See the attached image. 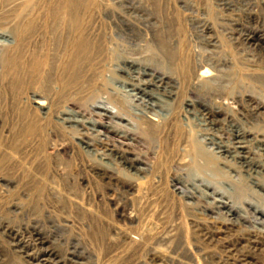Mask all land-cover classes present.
I'll list each match as a JSON object with an SVG mask.
<instances>
[{"label": "rangeland", "instance_id": "rangeland-1", "mask_svg": "<svg viewBox=\"0 0 264 264\" xmlns=\"http://www.w3.org/2000/svg\"><path fill=\"white\" fill-rule=\"evenodd\" d=\"M22 1L0 0V264H264L263 0H79L76 55L22 34Z\"/></svg>", "mask_w": 264, "mask_h": 264}, {"label": "bare ground", "instance_id": "bare-ground-1", "mask_svg": "<svg viewBox=\"0 0 264 264\" xmlns=\"http://www.w3.org/2000/svg\"><path fill=\"white\" fill-rule=\"evenodd\" d=\"M33 1V0H32ZM79 0H66L65 2H63V4L61 5V8L65 11V14L67 16V20L64 21H58V18H56V14L57 11L60 9L56 8V6H59L57 4H52L50 6V4L48 5L49 8L46 12L49 13L48 18H43V17H39L36 19L33 18L34 14L37 15H41V11L40 9L36 8L37 7V2L31 3V0H24L22 1L24 4V16L23 19H26V23L24 25V29L22 34L24 35H28V37H32V36H37L38 38L41 39H51L54 43L55 46H57V44H59L58 46H62V44H64L63 48L66 47V49L68 48L70 52V55H76V54H80L84 51H89L90 49H93V44H92V40L91 38L94 37L92 35H90L89 33H84L81 31H78V29H80V25H82L78 19V12H80V8L78 10V7L80 6L78 3ZM121 1L123 0H115L116 4H121ZM20 2V1H19ZM21 2V3H22ZM264 3V0H263ZM84 4V3H83ZM40 5V4H39ZM44 6V5H43ZM47 6V5H46ZM45 6V7H46ZM91 8V7H90ZM38 9V10H37ZM46 9V8H45ZM60 13V12H59ZM48 15V14H47ZM63 16V15H62ZM60 19V18H59ZM39 20V21H38ZM46 20V21H45ZM63 20V19H62ZM82 22V19L80 20ZM121 23V22H120ZM119 23V24H120ZM86 24V23H85ZM116 24V23H115ZM122 24V23H121ZM120 24V25H121ZM119 28V27H118ZM121 28V27H120ZM21 29V28H20ZM60 29H62L63 31H59ZM86 29V28H85ZM91 32V31H90ZM94 34V33H93ZM99 34V33H98ZM95 35V34H94ZM6 36V35H5ZM158 36V35H157ZM97 38H99L96 35ZM103 37V36H102ZM120 37V36H119ZM161 38V37H160ZM163 38V37H162ZM93 39V38H92ZM95 39V38H94ZM243 40L245 42H249L251 44H256L258 46H264V37H259L253 33H247L244 34L243 36ZM65 49V50H66ZM67 49V50H68ZM64 50V49H63ZM73 51V53H72ZM65 52V51H64ZM74 61H71L68 63V66H72ZM75 63V62H74ZM62 66V65H61ZM133 66V65H132ZM134 68V67H133ZM199 71V70H198ZM209 71H207L206 69H202L200 70L198 73V75L196 76V80L198 82H205L203 81L208 74ZM150 75H154V73H149ZM156 79H158L159 82H161L164 78L163 77H156ZM157 81V82H158ZM143 83V82H142ZM162 84V83H161ZM128 86H131L132 88H135V84L133 83H128L126 84ZM136 87L139 89V92L146 94L148 91L147 90H153V89H157L158 90V86L156 85V83H146V84H142V85H136ZM136 88V89H137ZM130 89V88H129ZM134 90V89H133ZM136 91V90H135ZM138 91V90H137ZM147 91V92H146ZM152 92V91H151ZM138 93V92H137ZM169 94V93H168ZM135 95V94H134ZM145 98V97H144ZM118 99V98H117ZM116 99H114L115 101ZM117 102V101H116ZM34 104L36 106V108H38L39 110H43V111H47L45 109V102L42 99H37L34 101ZM130 104V103H129ZM151 104V103H150ZM155 104V103H154ZM118 107L119 108H123V104L118 102ZM225 105V104H224ZM50 106V105H49ZM128 107V106H127ZM132 107V106H131ZM110 108V107H109ZM111 109V108H110ZM134 111V110H133ZM101 112L107 114V115H114L115 113L110 112L107 110H101ZM118 114V113H116ZM211 114V113H210ZM73 115V114H72ZM104 116V115H103ZM153 118V117H152ZM137 119V118H136ZM146 119V117H145ZM206 119L210 122H214L216 119V116H206ZM64 120V119H63ZM156 121V120H155ZM155 121L153 119L147 118L146 122L147 125L150 127H154L155 126ZM97 122V121H96ZM235 145L233 147L234 150H236L238 152V159L242 162V163H247V152H246V147H245V143H244V138L242 137V135H236L235 136ZM117 142V141H116ZM225 152L227 151L224 150ZM113 152V151H111ZM228 153H230L229 151H227ZM112 154V153H111ZM117 156V155H115ZM114 156V157H115ZM118 159V157H115ZM123 159V162L127 161L126 158H121ZM130 162V161H129ZM126 163V162H125ZM218 205L220 207L225 208V205L221 202L218 201ZM231 212V211H229ZM8 231V230H7ZM254 235V234H253ZM10 238L13 242H15L16 244L14 245V247H19L23 250H27L29 248V244H25L22 241L16 240L17 238L15 236L12 235V233H10ZM17 241V242H16ZM33 241V246L35 248L41 249V247L44 245V241L37 237V235H35L32 239ZM45 250H43V254L41 256H45L46 259L44 260H37L38 264H56V259L55 256L52 254V252H47L46 254ZM36 260V259H35ZM58 262V261H57Z\"/></svg>", "mask_w": 264, "mask_h": 264}]
</instances>
